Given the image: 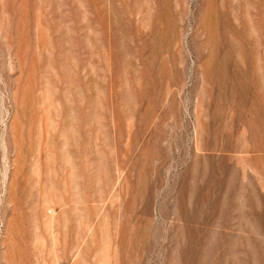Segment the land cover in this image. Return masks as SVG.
<instances>
[{"label": "rangeland", "instance_id": "rangeland-1", "mask_svg": "<svg viewBox=\"0 0 264 264\" xmlns=\"http://www.w3.org/2000/svg\"><path fill=\"white\" fill-rule=\"evenodd\" d=\"M0 264H264V0H0Z\"/></svg>", "mask_w": 264, "mask_h": 264}]
</instances>
